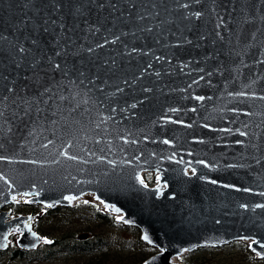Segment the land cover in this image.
<instances>
[{
    "label": "water",
    "instance_id": "1",
    "mask_svg": "<svg viewBox=\"0 0 264 264\" xmlns=\"http://www.w3.org/2000/svg\"><path fill=\"white\" fill-rule=\"evenodd\" d=\"M177 2L165 0L161 5L159 0H62L64 6L57 12L50 0H32V3L0 0V34L14 44L52 56L62 66L67 63L70 68L75 66L88 73L86 78H78L76 72L65 77L52 70L45 59L34 76V70L29 67L30 56L16 54L15 58L20 61L17 67L10 57L0 55V95H8L9 103L17 94L29 101H40L32 105L30 118L11 124L12 133L3 137L5 148L0 154L17 160L43 159L46 152L39 149V144L54 138L53 128L59 130L66 121L81 120L85 125L84 133L89 137L88 140L81 139V143L96 153L85 158L96 160L104 155L117 161L115 167L106 161L44 166L0 164V171L15 185L9 192L8 186L0 181V242L17 224L24 231L18 239L19 245L30 248L40 241L23 229L22 221L30 215L6 217V211L1 209L11 201L13 193L39 192L36 199L48 204L63 201L67 193L91 191L120 207L125 220L132 221L129 224L140 229L141 238L145 234L149 236L152 243L146 242L155 246V251L150 252L142 264L146 261L176 264L169 262V257L184 248L217 246L240 236L253 237L264 243V209L252 208L264 203V196L259 195L264 192V163L257 166L252 159L255 155H264V124L257 128L261 118L243 114V110L264 111V108L259 107V101L238 103L228 95L241 90L242 85L257 75L264 76V64L255 63L264 59V35L257 33L256 40L251 39V33L257 27H264V22L259 19L264 13V5H257L260 10L256 11L252 8L255 0H201L200 4L179 0L190 3L188 9H182L177 7ZM152 3L157 4L155 9L151 7ZM81 5L82 12L77 13L75 9ZM194 11L204 14L199 19H184L186 12ZM155 12L160 15L156 16ZM144 13L152 15L139 20L138 15ZM245 16L255 19L245 23ZM219 17L223 18L224 24L217 28ZM46 18L55 20L56 24L45 25ZM61 23L64 28L60 27ZM45 27L49 29L47 32ZM97 28L98 32L95 31ZM147 28L152 30H144ZM217 32L223 40L217 37ZM116 37L119 39L112 43ZM57 39L60 45L68 47L71 55L55 56L60 50ZM105 39L109 43L104 44ZM32 40H37L38 46L33 45ZM186 40L192 43H186ZM97 44L104 46L97 48ZM89 47L94 51L89 53ZM133 48L138 51L132 52ZM155 57L161 59L157 61ZM241 60L248 67H244ZM149 64L152 67L148 73L135 84L125 87L121 83L139 76ZM155 72L161 75L157 77ZM208 72L212 75L208 76ZM94 76L99 78L89 84L88 79ZM201 76H204L203 80H200ZM117 85L124 87V91L110 96ZM8 87L15 91L8 93ZM145 87L152 91L143 92ZM46 88L51 92H45ZM61 96L65 99H60ZM145 96L147 100H144ZM196 96L205 99L199 101ZM84 100L87 104L81 103ZM142 100L143 103H138ZM133 103H138V107L129 108ZM36 107L41 109L38 116ZM86 108L88 113H85ZM112 108L116 111L112 112ZM124 108L128 111H121ZM170 108L180 111L168 112ZM193 108L195 112L191 111ZM232 108L242 111L236 113L230 111ZM13 110L23 115L21 109L14 107ZM165 115L185 123H165L161 119ZM89 116L96 123L104 116L111 118L96 129L88 123ZM52 121L57 124L53 125ZM189 124L191 127L186 126ZM204 124L210 127L205 128ZM245 124L249 125L247 129ZM237 128L248 131L249 136L239 135ZM29 132H33V136L29 137ZM145 135L148 140L143 139ZM121 136L139 143L126 144ZM32 139H36L39 150L21 151L19 145L28 143L31 147ZM164 139L173 143L166 145L162 143ZM97 140L100 143H95ZM236 140H244L245 144H236ZM249 142L259 144L260 152L248 147ZM60 143L57 140V146ZM70 151L82 154L78 150ZM141 153L140 160H135L134 157ZM173 153L176 154L174 159H167ZM181 158L185 163H177ZM198 159L207 161L212 167L195 164ZM123 160H132V163L123 164ZM188 161L197 168L196 176L191 175L190 167L188 176L182 174ZM230 164H251L252 167H227ZM145 170L155 171L167 183L162 195L157 194L155 187L147 184L145 188L138 182L137 177ZM201 175L207 179H200ZM212 180L218 183L212 184ZM225 184L236 185L238 189L252 188L253 191H237L224 187ZM242 204L249 208H241ZM37 236L40 237L38 233ZM252 246L259 252L264 251L258 245L252 243Z\"/></svg>",
    "mask_w": 264,
    "mask_h": 264
},
{
    "label": "snow or ice",
    "instance_id": "2",
    "mask_svg": "<svg viewBox=\"0 0 264 264\" xmlns=\"http://www.w3.org/2000/svg\"><path fill=\"white\" fill-rule=\"evenodd\" d=\"M215 2V0H214ZM28 3H32V0H28ZM159 3L161 5H163L165 3V0H159ZM191 3H195V4H200L201 0H191ZM50 5L52 7L55 8V10L57 12H59L61 10V8L64 6L62 3V0H50ZM257 5H264V0H255V3L252 5V8L256 11H259L260 9L257 8ZM100 7H103V5H99ZM25 7H27V4H25ZM112 7L115 9L116 5H112ZM133 7H135V5H133ZM151 7L153 9H155L157 7L156 3H152ZM177 7L178 8H182V9H188L190 7V3H186V2H177ZM82 8L83 5L81 6H77L76 7V12L77 13H81L82 12ZM233 10H235V8H233ZM165 11H167V9H165ZM214 11V9H213ZM204 13L201 11H194V12H186L184 14V19H199ZM152 15V13H144L141 15H138V19L139 20H144L145 18H148ZM156 16H159L160 13L159 12H155ZM255 17H252L251 19H249L248 16H245V23H250L252 22V20H254ZM259 19L264 22V13H262L259 16ZM49 23L55 25L56 21L55 20H49V19H45L44 20V24L48 25ZM224 24V20L222 17H219V23H217L216 27L220 28L221 25ZM61 28H64V24L61 23L60 24ZM49 29L47 27L44 28V31L47 32ZM92 29H90L91 31ZM146 31H151V28H147L144 29ZM95 31H99V29H95ZM257 33H261V35H264V27H257L255 29V31L253 33H251V39L253 41L256 40V34ZM217 37L221 40L224 39V37L221 35L220 32L216 33ZM119 37H116L115 39H113L111 42L115 43L116 40H118ZM201 39H204V37L202 36ZM186 43H192L191 40H186ZM31 43L33 45L38 46V42L37 40H32ZM109 43V41L107 39H105L104 44ZM104 44H97L96 47L97 48H102L104 46ZM57 45L60 47L59 51L55 52V56L56 57H60L61 55H71V53H69L68 51V47L64 46V45H60V41L59 39H57ZM87 51L89 53L93 52L94 49L89 47L87 49ZM132 52H136L138 51L137 49L133 48L131 50ZM16 54H20L21 56L27 57L30 56L31 60L29 62V67L32 68L34 70V76L37 75L36 73V69L41 65L42 61H44L45 59H47L50 67L52 68V70L54 71H58L60 72L62 75H64L65 77H67L69 75L70 72H76L78 74V78H86L88 73L85 72L82 68L78 69L75 66L73 67H69L67 65V63L64 64V66L61 65V63H56L53 60L52 56H46V54L42 51H37V52H33L31 49H27L19 44H14L11 40L8 39L7 36H4L3 34H0V55H3L5 57H10L12 60V63L16 64L17 67L20 66V61H18L15 57ZM155 59L157 61H159L161 58L160 57H155ZM107 63V62H105ZM115 60L112 61V64L115 65ZM255 63L257 64H264V59H258L255 61ZM241 64L244 67H248L247 64H245L243 62V60H241ZM2 66V65H0ZM185 67L187 65H184ZM152 65L149 64L146 68H144L139 76L133 78L131 81H129L128 79H124L121 83L125 86V87H130L131 85L135 84L139 79H141L146 73H148V69L151 68ZM113 69H108V71H112ZM90 71V70H89ZM201 72H203V69H200ZM217 72H220V69H216ZM157 77H159L161 75L160 72H155L154 73ZM222 74V73H221ZM208 76H211L212 73L208 72L207 73ZM4 79H7V77H3ZM98 76H94L91 79H88V83L89 84H94L95 80L98 79ZM204 76L200 77V80H203ZM261 81H264V76L262 75H257L255 78L251 79L247 84L242 85L241 90L236 91V92H229L228 95L230 97H232L234 100H236L238 103H248L249 101L253 102V104H255V102L259 101V107L264 108V86H261ZM81 83L84 82L83 79L80 80ZM105 83H107V81H105ZM193 83H198V81H193ZM210 83V81H209ZM226 87V85H225ZM101 91H103V89H100ZM15 91L14 88L12 87H8L7 88V92L8 93H13ZM124 91V87H121L119 85L116 86L115 88V92L109 94L110 96H115L117 93H122ZM143 92L145 93H149L152 91L151 88H143L142 89ZM186 91V89H185ZM45 92H51V89L46 88ZM40 95H44V93H41ZM60 99H65V97L61 96ZM148 97L145 96L144 100H147ZM196 100L199 101H203L205 99L204 96H196L195 97ZM10 97L8 95H0V153H2V150L5 148V145L3 143V137L8 134V133H12V127L11 124L14 123L16 120H21L23 121V119L25 117H29L31 116V113L33 112V107L32 105L38 104L40 103V101H29L24 99L23 97L19 96L17 94L16 99H13L11 101V103H9ZM19 101V102H18ZM144 101H139L138 103H143ZM81 103L83 104H87V100L82 101ZM138 103H133L131 105H129V108L131 109H135L138 107ZM18 108L21 109L23 112V115H20V112L13 110V108ZM77 107H79V104H77ZM41 109L39 107L35 108V112L37 114V116L39 115ZM73 111H75V109H73ZM116 108H112V112H115ZM121 111L123 112H127L128 109L124 108L121 109ZM168 112H172L175 113L177 111H180V109L177 108H170L167 110ZM191 111L195 112L196 109L193 108L191 109ZM230 111L239 113L242 110L239 108H232L230 109ZM8 112V115L6 116L5 113ZM89 110L86 108L85 109V113H88ZM243 114L245 116H255V117H260L261 118V122L259 124L256 125L257 128L261 127V124H264V111H246L243 110ZM111 117L108 116H104L100 119L99 123H96L94 120L91 119V117H88V123L89 124H93L94 127L96 129H99L101 127V124L106 123L108 119H110ZM161 119L167 123V122H172V123H176V124H181L183 125L185 122L182 120H173L170 116L165 115L164 117H161ZM53 125L57 124V121H52ZM187 127H191V125H186ZM84 123L81 120H73L71 122H65L64 125L58 130L55 127L52 130V136L54 138L52 139H47L46 142L40 143L39 144V149H43L46 152V155H44L43 159H29V160H17L15 157L10 156V155H4V154H0V164H4V163H8V164H15V163H20V164H31V165H39V166H44V165H59L62 163H67V162H75V163H80V164H88V163H96L97 161H106L108 165H112L113 167H115V165L117 164V161L114 159H108L106 156L104 155H100L96 158V160H90V159H86L85 157H92L95 156L96 153L94 151L89 150L88 148H86L82 143H81V139L83 140H88L89 137L86 133H84ZM205 128L210 127V125L208 124H204ZM249 127L248 124L244 125V128L247 129ZM6 130V131H5ZM222 131H227V132H231L232 129H222ZM236 132L239 133V135L241 136H249V132L248 131H241L239 128L236 129ZM59 133V134H58ZM254 137H257L258 139V135L256 133L252 134ZM28 136L31 137L33 136V132H29ZM120 139L124 140V143H139L138 140H132L129 141L128 138L126 136H121ZM144 140H148L149 137L147 135H145L143 137ZM25 140L27 141V137L25 138ZM57 140H60L61 143L59 144V146H57ZM11 142V140L9 139V143ZM203 142V141H201ZM31 143V147L28 146V143H21L19 145L21 151L24 150H28L29 152H36L39 149H37L36 144L37 141L36 139H32L30 141ZM95 143H100L99 140L95 141ZM162 143L166 144V145H170L173 143L172 140L169 139H164L162 141ZM236 144L239 145H244L245 141L244 140H236L235 141ZM50 146H52L50 148ZM248 147H251L252 149H254L256 152H260V145L257 143H251L249 142ZM70 150H78V153H82V154H74V151H70ZM103 151V150H101ZM143 155V153H141L138 156H135L134 159L135 160H140L141 156ZM152 155H156V153H152ZM175 153H173L171 156H168L167 159L169 160H173L175 157ZM189 155H191V153H189ZM252 159L254 160V164L259 166L262 163H264V155H255L252 157ZM121 163L123 164H131L132 160H123L121 161ZM177 163H185V161L181 158L180 160L177 161ZM193 162L188 161L187 162V166L185 168H183L182 170V174L184 176H188L189 175V167L191 168V175L196 176L198 174V170L196 167L192 166ZM195 164L197 165H203L204 167H212V165L208 164L207 161L202 160V159H198L195 161ZM69 167L71 165H68ZM227 167L232 168V167H252L251 164L249 165H244V164H240V165H227ZM256 175L259 177V173H256ZM200 179L202 180H206L207 177L205 176H199ZM65 179H67V177H65ZM73 179H75V177H73ZM157 179H159V176H157ZM138 182L143 185V187L147 188V184L144 183V180L142 177H137ZM0 181H3L5 185L8 186L9 192H11L12 188L15 187V185L12 184V182L8 179V177L5 175V173L3 171H0ZM44 183H47V181H44ZM212 184H216L218 183L216 180H212L211 181ZM168 185L165 182L163 188H166ZM224 187L226 188H233L236 189L237 191H244V192H252L253 189L252 188H244V189H238L236 188V185H231V184H225ZM163 188L161 187V185L157 184V188L155 189V191L158 194H163ZM2 194V193H0ZM23 196L28 197V196H39L40 193L36 192L33 193L31 191H26L24 193H22ZM260 196H264V192H260L259 193ZM64 200L71 202L72 200L76 199V197L74 196H64L63 197ZM96 199H99V197H97ZM11 201L12 202H16V203H20V201L17 199L16 195H12L11 196ZM7 202V201H6ZM33 202H39V201H34V200H28L25 199L24 203H33ZM61 201H56L54 203H48L45 204L44 206V211L46 212L49 208H52L55 206V204L60 203ZM84 204H88L89 201L88 200H84L83 201ZM107 207L109 209H111L113 206L112 205H107ZM241 208L247 209L249 208V205L247 204H242L240 205ZM253 210L260 208V209H264V203H260V204H255L252 206ZM117 212L120 211V209H115ZM116 221L119 222H124V223H132V221L130 220H125V218L123 216H117ZM33 220L32 216H29L26 220H23V229H27L29 233H31V235L33 237H35L38 241L42 240L45 244H52L53 241L48 239L47 237H39L37 236V233L32 231V224L31 221ZM217 223H219V221H217ZM13 232L20 234L21 236L24 235V231L22 230V228L20 227V224H17L13 229H11V231H9L7 234L3 235L2 237V242H0V248H8L10 245L9 239L8 237L11 236L13 234ZM145 241H149V243H152V241L149 239V236L147 234L143 235L142 237ZM254 245H258L262 250H264V243H261L260 241L257 240H253L252 242ZM33 248L36 247V244H32L31 245ZM21 247H23V245H21ZM249 247H252L251 245H249ZM253 251H256L255 248H252ZM185 251H187V249H185ZM257 255L259 256H264V251L261 252H257ZM153 259H155V257H153ZM145 264H150V262L146 261Z\"/></svg>",
    "mask_w": 264,
    "mask_h": 264
},
{
    "label": "rangeland",
    "instance_id": "3",
    "mask_svg": "<svg viewBox=\"0 0 264 264\" xmlns=\"http://www.w3.org/2000/svg\"><path fill=\"white\" fill-rule=\"evenodd\" d=\"M140 177L150 186L162 185L153 170L143 171ZM17 199L20 203L9 201L1 209L10 217L32 216V229L53 243L40 240L35 248L21 247V235L13 232L9 247L0 248V264H141L146 253L155 251V246L141 238L136 225L118 223L116 210L97 203L94 192H84L74 205L58 204L46 212L42 203H24L32 200L29 197L21 194ZM177 260L183 264H264V256L253 253L247 241L233 239L198 247Z\"/></svg>",
    "mask_w": 264,
    "mask_h": 264
},
{
    "label": "bare ground",
    "instance_id": "4",
    "mask_svg": "<svg viewBox=\"0 0 264 264\" xmlns=\"http://www.w3.org/2000/svg\"><path fill=\"white\" fill-rule=\"evenodd\" d=\"M189 171H190V168H189ZM156 174H157V176H159L158 173H156ZM158 180L160 181V183H162L161 187L163 188V186H164V181L161 180L160 177H159ZM154 187H155V189H156V188H157V185L154 186ZM22 193H23V192L13 193L12 195H16V196L18 197V195H21ZM83 193H84V192H83ZM83 193H80V194L67 193V194H65V196H69V195H71V196L76 197V199L72 200L71 202L66 201V200H63V201H61V202L58 203V204L74 205V204H75V201H76L78 198H80V196H81ZM94 194H95V198L99 197L96 193H94ZM157 194H158V193H157ZM12 195H11V196H12ZM158 195H160V194H158ZM28 197H29L30 199L34 200V201H39V203H42V204H44V205L46 204V203H44L43 201L36 199V196H35V195H33V196H28ZM96 200L98 201L97 203L101 204L102 206L107 207V205H112L113 207H112L111 209H113V210H115V209H117V208L120 209V207L116 206L114 203H110V202L104 201V200L101 199L100 197H99V199H96ZM58 204H55V206L58 205ZM6 212H7V211H6ZM118 213L120 214L119 216H122L123 211L120 209V211H119ZM10 216H11V215L8 214V212H7V213H6V217H10ZM123 223H124V222H123ZM125 224H129V223H125ZM15 226H16V225H15ZM15 226H12V229H13ZM32 230H33V229H32ZM40 237H41V236H40ZM233 240H245V241L248 242L249 245L252 246V242H253V240H255V239H254L253 237L240 236V237L234 238ZM146 243H147V242H146ZM202 247H204V246H202ZM197 248H198V247H197ZM252 248H254V247H253V246L250 247L251 251H253ZM255 249H256V248H255ZM192 251H195V249H193V250H189V249H187V251H185V248H184V249H182L180 252L175 253V254H173L172 256H170V257H169V262H171V263H176V264H183L182 262H179V261L177 260V257H178V256H181V255H184V254H186V253L192 252ZM257 252H259L258 249H256V251H253V253H255L256 255H257ZM257 256H259V255H257Z\"/></svg>",
    "mask_w": 264,
    "mask_h": 264
},
{
    "label": "trees",
    "instance_id": "5",
    "mask_svg": "<svg viewBox=\"0 0 264 264\" xmlns=\"http://www.w3.org/2000/svg\"><path fill=\"white\" fill-rule=\"evenodd\" d=\"M202 247V246H201ZM193 252V251H192ZM150 253V252H149ZM148 253V254H149ZM189 253H191V252H189ZM147 253L145 254V258H146V256L148 255ZM138 264H140V262L138 263ZM142 264V263H141ZM187 264H191V263H187ZM192 264H197V262H193Z\"/></svg>",
    "mask_w": 264,
    "mask_h": 264
}]
</instances>
